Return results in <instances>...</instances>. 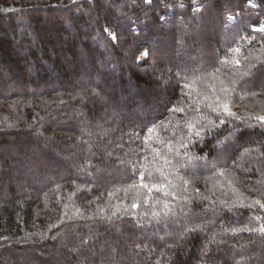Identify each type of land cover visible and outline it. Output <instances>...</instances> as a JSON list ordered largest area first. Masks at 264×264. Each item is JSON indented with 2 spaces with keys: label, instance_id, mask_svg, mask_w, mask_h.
Masks as SVG:
<instances>
[{
  "label": "trees",
  "instance_id": "trees-1",
  "mask_svg": "<svg viewBox=\"0 0 264 264\" xmlns=\"http://www.w3.org/2000/svg\"><path fill=\"white\" fill-rule=\"evenodd\" d=\"M261 18L247 0H0V264H264Z\"/></svg>",
  "mask_w": 264,
  "mask_h": 264
},
{
  "label": "rangeland",
  "instance_id": "rangeland-1",
  "mask_svg": "<svg viewBox=\"0 0 264 264\" xmlns=\"http://www.w3.org/2000/svg\"><path fill=\"white\" fill-rule=\"evenodd\" d=\"M256 14H258V15H262V18H261V21H260V23L258 24V25H255L254 26V29L255 30H257V29H261L259 26H260V24H261V22H262V19H263V17H264V5L262 4L260 7H258L257 8V13ZM66 13L65 14H63V15H61V14H58L57 13V16H55V17H51L49 14H47L46 16H44L43 18H44V20H47L49 23H53V22H55L56 20H61V21H64V22H68L67 21V18H66ZM109 24H111V22H108V23H106L105 24V26L106 25H109ZM48 26V25H47ZM105 26H104V30H105ZM23 29V28H22ZM49 30L51 31V27H49ZM262 30V29H261ZM117 31V30H116ZM70 33H73L72 31L70 32ZM51 34H53V33H51ZM74 37V36H73ZM35 40V39H34ZM142 53H147V55H142ZM70 59V57H69V55L68 56H64L63 57V60L65 59V60H67V59ZM149 60H150V53H149V50H147V49H144L143 51H140L139 52V54H138V62L141 64V65H146V64H148L149 63ZM83 73V72H82ZM84 74H86V73H84ZM84 74H80V78H81V80H83L84 78H85V76H84ZM121 100L123 99L122 97L120 98ZM35 139V138H34ZM34 141V140H33ZM36 141V140H35ZM48 151V150H50V148H48L47 146H45V145H42V146H40L39 148H36V149H34V151H36L37 153H39V152H43V151ZM6 164H3L2 166H0V170H2V171H4L5 170V168L7 169V167L5 166ZM10 167H12V166H10ZM67 168L69 167V166H66ZM67 173V172H66ZM16 178H18L17 177V174H15L14 175V179L12 180V179H7V182H6V184H13V183H16L15 181H16ZM2 179V176L0 175V180ZM20 180H21V178H20ZM44 183H46V180L45 179H42V180H40V181H38V180H34V181H32V185H36L38 188H40L41 187V185H43ZM17 185H18V187H20V186H23V184H22V182H18L17 181V183H16ZM4 188V185L2 186V192H0V195L1 196H4V197H6V198H8L9 196H8V192H6V190H4L3 189ZM23 188H26V185L23 187ZM20 193V192H19ZM163 231H167L166 229L165 230H163ZM22 258H20L19 259V262H22V260H21Z\"/></svg>",
  "mask_w": 264,
  "mask_h": 264
},
{
  "label": "built area",
  "instance_id": "built-area-1",
  "mask_svg": "<svg viewBox=\"0 0 264 264\" xmlns=\"http://www.w3.org/2000/svg\"><path fill=\"white\" fill-rule=\"evenodd\" d=\"M262 4L264 5V1L263 0H247V7L252 9L256 13H257V8L260 7ZM228 20L233 22V21L236 20V18H235V16L233 14H229ZM259 27L262 30H264V17H263L262 22H261ZM105 33H106L107 37L110 40L116 41V39H117V31H116V27L112 23L105 26Z\"/></svg>",
  "mask_w": 264,
  "mask_h": 264
},
{
  "label": "snow or ice",
  "instance_id": "snow-or-ice-1",
  "mask_svg": "<svg viewBox=\"0 0 264 264\" xmlns=\"http://www.w3.org/2000/svg\"><path fill=\"white\" fill-rule=\"evenodd\" d=\"M260 30H261V29H257V31H260ZM233 51H234V52H239V49H233ZM142 55H147V53H142ZM225 63H227V61H225ZM236 63H239V62L236 61ZM248 75H250V73H248V72H245V73H244V76H248ZM185 87H189V85H185ZM206 99H207V97H206ZM223 107H224V110H225L229 115H233V113L228 112V105H227V104H224ZM176 110H177V111H182V109H176ZM213 110H215V109H213ZM259 119H261L262 121H264V117H260ZM222 122H223V121H222ZM188 127H189V129L191 130V129L194 127V125H192L191 123H189ZM150 131H151V132H155V129H152V130H150ZM199 134H200L199 132L196 133V135H199ZM149 175H150V174H149ZM141 180H143V177H141ZM139 186H142V187H145V188L148 187L147 184H141V185H139ZM130 187H135V185H134V186H130ZM153 187H156V186L153 185ZM157 190H159V189H157ZM132 206H133V207H136L137 205L133 204ZM163 207H164L165 209H168L169 205L167 204V202L164 203ZM153 215H154V216H157V215H159V213H153ZM237 231H256V229H247V228H243V229H238ZM259 231H260V232H264V227L260 228Z\"/></svg>",
  "mask_w": 264,
  "mask_h": 264
}]
</instances>
